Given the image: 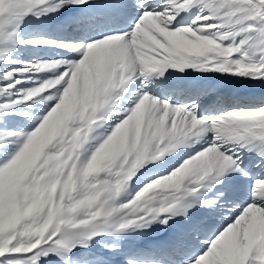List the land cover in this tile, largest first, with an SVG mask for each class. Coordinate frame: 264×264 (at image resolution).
Segmentation results:
<instances>
[{"label": "snow or ice", "instance_id": "1", "mask_svg": "<svg viewBox=\"0 0 264 264\" xmlns=\"http://www.w3.org/2000/svg\"><path fill=\"white\" fill-rule=\"evenodd\" d=\"M0 264H264V0H0Z\"/></svg>", "mask_w": 264, "mask_h": 264}]
</instances>
